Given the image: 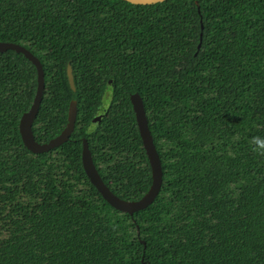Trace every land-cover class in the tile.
Masks as SVG:
<instances>
[{
    "label": "trees",
    "instance_id": "obj_1",
    "mask_svg": "<svg viewBox=\"0 0 264 264\" xmlns=\"http://www.w3.org/2000/svg\"><path fill=\"white\" fill-rule=\"evenodd\" d=\"M0 41L43 65L37 141L57 136L77 101L70 138L31 151L19 122L37 69L0 52V264H264V0H0ZM134 92L163 181L130 214L103 198L81 153L86 138L118 196L148 191Z\"/></svg>",
    "mask_w": 264,
    "mask_h": 264
},
{
    "label": "water",
    "instance_id": "obj_2",
    "mask_svg": "<svg viewBox=\"0 0 264 264\" xmlns=\"http://www.w3.org/2000/svg\"><path fill=\"white\" fill-rule=\"evenodd\" d=\"M134 4H153L157 2H161L164 0H126ZM203 27V25H202ZM202 36V33H201ZM201 40L198 44V48L201 46ZM8 49H13L16 52L23 53L36 67L37 69V86L33 101L31 103L30 108L25 111L19 122V129L21 133L22 140L27 148H29L33 152H43L49 149H52L63 142L67 141L70 138L72 131L74 130L76 115H77V101L71 100L68 108V117L67 123L64 129L55 137L51 138L47 142H39L36 140L35 135L32 130L33 121L38 113L40 103L43 97L44 89H45V72L43 65L40 59L27 47L20 43L12 42V41H0V52L6 51ZM68 81L73 90L76 89L73 68L70 63L67 64L66 67ZM131 103L133 106V110L135 112V117L137 121V125L140 131V135L143 140V145L146 150L147 156L149 158V162L152 169V183L149 187L148 191L138 199H124L117 194H115L109 186L104 182L102 176L100 175L98 169L95 166L93 161L92 152L89 147L88 140L83 138V146L81 159L84 170L88 177L90 178L91 183L98 189L103 198L111 204L114 208L121 210L123 212H127L133 214L135 211L144 209L158 195L161 185H162V166L161 160L156 149V146L153 141L152 133L148 126V119L143 103V99L139 92H134L130 95ZM100 119V116L94 121ZM139 232V230H138ZM145 243L144 240H142Z\"/></svg>",
    "mask_w": 264,
    "mask_h": 264
},
{
    "label": "rangeland",
    "instance_id": "obj_3",
    "mask_svg": "<svg viewBox=\"0 0 264 264\" xmlns=\"http://www.w3.org/2000/svg\"><path fill=\"white\" fill-rule=\"evenodd\" d=\"M111 100V91L110 89H107V91L104 94V98H103V107L108 106Z\"/></svg>",
    "mask_w": 264,
    "mask_h": 264
},
{
    "label": "clouds",
    "instance_id": "obj_4",
    "mask_svg": "<svg viewBox=\"0 0 264 264\" xmlns=\"http://www.w3.org/2000/svg\"><path fill=\"white\" fill-rule=\"evenodd\" d=\"M256 147L260 150H264V139H256Z\"/></svg>",
    "mask_w": 264,
    "mask_h": 264
}]
</instances>
